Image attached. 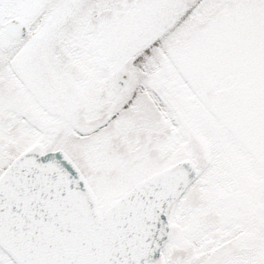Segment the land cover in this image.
<instances>
[{"label": "snow or ice", "instance_id": "snow-or-ice-1", "mask_svg": "<svg viewBox=\"0 0 264 264\" xmlns=\"http://www.w3.org/2000/svg\"><path fill=\"white\" fill-rule=\"evenodd\" d=\"M0 264H264V0H0Z\"/></svg>", "mask_w": 264, "mask_h": 264}]
</instances>
